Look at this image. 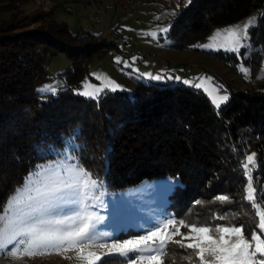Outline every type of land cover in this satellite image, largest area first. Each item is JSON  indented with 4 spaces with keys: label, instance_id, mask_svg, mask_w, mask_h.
<instances>
[{
    "label": "trees",
    "instance_id": "1",
    "mask_svg": "<svg viewBox=\"0 0 264 264\" xmlns=\"http://www.w3.org/2000/svg\"><path fill=\"white\" fill-rule=\"evenodd\" d=\"M26 1L0 0V12H9L7 19L0 18V213L37 164L69 145L79 164L104 179L111 191L165 176L177 178L166 205L176 219L206 224L211 215L216 222L234 209L215 196H238L240 206L255 219L252 229L244 230L250 237L258 217L253 202L245 199L242 165L254 150L255 202L264 210V84L232 90L218 108L200 89L174 81L137 80L130 94L104 90L97 98L84 97L75 88L90 63L118 45L91 32L72 33L51 10L28 13L20 8ZM252 13L258 15L252 28L257 38L243 59L257 73L264 53V0H191L171 24V47L188 48L215 26ZM57 52L72 62L66 88L40 94L36 87L47 78L48 55ZM244 52L245 47L239 54ZM212 53L228 65L238 59L235 52ZM126 236L128 230L117 233L118 238ZM193 254V249L169 243L163 264H197ZM133 257L116 254L104 264H130Z\"/></svg>",
    "mask_w": 264,
    "mask_h": 264
},
{
    "label": "rangeland",
    "instance_id": "2",
    "mask_svg": "<svg viewBox=\"0 0 264 264\" xmlns=\"http://www.w3.org/2000/svg\"><path fill=\"white\" fill-rule=\"evenodd\" d=\"M186 4H188V0H27L21 4L20 8L28 13L38 8L51 10L53 18L59 23H66L74 34L82 35L91 32L107 40L116 35L121 36L117 49L109 51L101 58L95 57L90 63L87 73L75 88V92L78 94L84 90H93L89 85L100 87L109 81L120 86L116 91H125L129 94L133 91L137 80L183 83L184 80L199 82V77H211L209 83L211 86H218V94H227L228 96L232 90L263 85L264 53L257 73L252 69L249 61L243 59L249 57L254 49V41L257 36L253 37L252 28L258 24V15L252 13L235 23L215 26L206 35L192 42L190 47L176 49L171 47L168 33L173 20L181 13ZM8 17L9 12H0L1 19ZM253 17L256 18V23L250 28L251 47L245 46L244 56L237 53L238 59L235 65H228L223 59L212 53L217 50H228L219 47H203V45L212 43L219 45L224 41L227 35L226 30L229 27H242L249 18ZM163 29H167V31H162ZM218 32L219 35H217ZM71 66L72 62L64 52L48 55L46 60L47 78L36 87V90L40 94H46L52 93V91H41L45 86H48V89L55 88L56 92L65 89L66 71ZM242 68L248 70L247 76L241 70ZM157 75L163 76L164 79L151 78ZM175 77L180 79H174ZM104 90L109 89L104 88L99 95ZM200 90L206 94L212 105L218 108L212 102L211 97L203 89ZM252 153L254 150L251 149L247 152V156ZM78 167L82 166L70 150V146L66 145L53 158L37 164L31 172H39L41 180L67 179V175L75 174ZM87 172L92 179L98 182L99 186L92 189V196L85 201V204H87V211L94 214L95 229L102 237L105 234H111L112 237L119 240L133 238L145 234V230L153 227L159 221L169 218L175 219L179 225L181 219H176L173 212L166 208L168 194L173 185L177 183V178L165 176L147 180L119 191H111L106 188L104 179L93 177L89 171ZM24 183L25 179L21 185ZM238 200L239 197L236 196L228 201V207L234 209L233 212H229L228 217L223 215V219L211 222L212 216L209 215L205 218L206 224L191 223H196L198 226L206 225L213 229L216 225H243L244 230L249 232L255 219L253 220V216L240 206ZM77 211H79L78 206L68 205L60 210V215L71 216ZM242 215L245 216L244 219H240ZM229 219L231 221L235 219L238 223L229 225L227 223ZM191 223L186 222V224ZM121 230H128V236L118 238L117 233ZM170 231L175 232V228H171ZM254 231L260 235L261 239H264V233H261L258 228L250 232V237L245 235V238L250 239ZM180 232L186 235L189 228L182 226ZM181 239V235L173 236L174 241ZM100 242L111 243L112 240L105 238ZM184 243H191V241L184 240ZM12 247L13 245H9L8 250L0 251V264H83L77 259L75 251H49L26 256L13 255ZM19 250L22 251V249ZM92 250L101 251L98 244H93ZM132 254H134L133 259H139V253ZM193 257L199 264L195 250ZM193 257L189 256L188 258L193 259ZM261 259H264V256L258 254L255 258L256 264H259Z\"/></svg>",
    "mask_w": 264,
    "mask_h": 264
},
{
    "label": "snow or ice",
    "instance_id": "3",
    "mask_svg": "<svg viewBox=\"0 0 264 264\" xmlns=\"http://www.w3.org/2000/svg\"><path fill=\"white\" fill-rule=\"evenodd\" d=\"M188 3L190 4L191 0H188ZM255 23L256 18L253 17L242 27H229L222 43L207 44L203 47H219L239 53L246 45L251 47L250 28ZM241 70L247 76L248 70L243 68ZM151 78L164 79L160 75ZM198 80L199 82L184 80L183 83L203 89L217 107L229 100L227 94H218V86L210 85L211 77H199ZM89 87L93 90H84L80 94L96 98L104 88L116 91L120 86L109 81L100 87L91 85ZM44 90H50L53 94L56 92L55 88L48 89V86L41 91ZM242 167L247 177L245 199L253 202L252 206L259 218L257 228L264 233V210L261 203L255 202L257 191L253 176L255 153L246 157ZM98 186V182L82 167H78L75 174L67 175V179L57 180H41L39 172H30L25 177V183L14 189L2 206L4 211L0 213V251L8 250L9 245H13L11 249L13 255L33 256L49 251H75L77 259L83 264H104L108 257L116 254L128 257L131 253L140 255L138 260L131 259L130 264H163L162 257L169 243L195 250L199 264H256V256L258 254L264 256V239L255 231L250 239L245 238L243 225H216L213 229L206 225L198 226L196 223L186 224L183 219L177 225L175 219L169 218L145 230V234L133 238L119 240L111 234L102 237L95 229L94 214L87 211L85 204L92 196V189ZM216 199L228 202L230 197L221 195ZM68 205L78 206L79 211L71 216H61L60 210ZM182 226L189 228L186 235L180 232ZM171 228H175V232L170 231ZM175 235H181L182 239L174 241ZM105 238L111 239L112 242H100ZM184 240L191 243L185 244ZM93 244H98L101 251L92 250ZM259 264H264V259L259 260Z\"/></svg>",
    "mask_w": 264,
    "mask_h": 264
},
{
    "label": "built area",
    "instance_id": "4",
    "mask_svg": "<svg viewBox=\"0 0 264 264\" xmlns=\"http://www.w3.org/2000/svg\"><path fill=\"white\" fill-rule=\"evenodd\" d=\"M120 41H121V36L120 35H116V36L113 37V42L115 44L118 45L120 43Z\"/></svg>",
    "mask_w": 264,
    "mask_h": 264
}]
</instances>
